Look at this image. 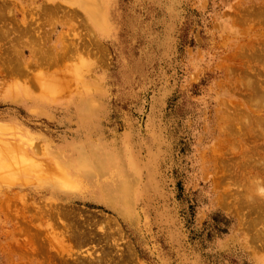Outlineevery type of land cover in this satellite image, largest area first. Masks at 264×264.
I'll return each instance as SVG.
<instances>
[{"label":"rangeland","instance_id":"obj_1","mask_svg":"<svg viewBox=\"0 0 264 264\" xmlns=\"http://www.w3.org/2000/svg\"><path fill=\"white\" fill-rule=\"evenodd\" d=\"M102 1L0 0V264H264V0Z\"/></svg>","mask_w":264,"mask_h":264},{"label":"bare ground","instance_id":"obj_2","mask_svg":"<svg viewBox=\"0 0 264 264\" xmlns=\"http://www.w3.org/2000/svg\"><path fill=\"white\" fill-rule=\"evenodd\" d=\"M82 2V4H80L82 7H83V9H84V11L85 12H88L90 15H92V17L93 18H98L97 17V15H96V12H94L93 13V10H92V8H93V1L94 0H81ZM101 3H102V5H103V1L102 0H99ZM1 3H3V2H1ZM3 8H4V3L3 4H0V19H1V17H3L4 16V10H3ZM58 8H59V10H61L60 9V7H56L55 5L54 6H47L45 9L47 10V9H49V10H51V12H54V10L55 11H57L58 10ZM45 10V11H46ZM72 14H75V11L74 10H72V13H71V11L69 12V13H67L65 16L67 17V15H68V17L70 18L71 16H72ZM52 22H53V24L55 23V21H54V19H52V20H49V24L50 25H52ZM6 23V21H4V24ZM0 31H1V33L3 34V35H6V34H8L10 31L9 30H7L6 28H3L2 26H0ZM27 29L24 31L25 32V34L27 33ZM36 32V31H35ZM34 32V33H35ZM23 32H18V34H19V36H18V38H16L15 39V41L16 42H18L19 40H21V38L22 37H20L21 36V34H22ZM23 35V34H22ZM34 37V36H33ZM31 38V37H30ZM39 39H38V41H36V43H35V46H34V41L33 40H31V39H26L25 40V42H26V47H29L30 49H32V52L35 54V57H31L30 59H29V62L30 61H34V62H36V63H39L40 61H41V63H42V65H48V66H54L56 63H58V62H60L61 61V59H59V56L57 57V54L60 52L59 51V49H57L56 47H47V45H45L46 43H44V42H46V41H44L43 42V36L41 37V39H40V37H38ZM35 39H37V38H35ZM34 39V40H35ZM24 42V43H25ZM14 45V44H13ZM45 45V46H44ZM68 45H70V44H68ZM72 47V46H71ZM70 47V48H71ZM66 48V47H65ZM73 48V47H72ZM262 49V48H261ZM69 50V49H68ZM68 50H66V52L68 51ZM15 51L16 52H18L19 54H20V51L19 50H17V49H15ZM38 51H41L40 53H38ZM15 52V53H16ZM64 52H65V50H64ZM65 52V53H66ZM262 52H263V50H262ZM41 54V55H39L40 56V59L37 57V55L38 54ZM64 53V54H65ZM60 54V53H59ZM62 54V53H61ZM60 54V55H61ZM63 54V55H64ZM71 55V54H70ZM62 57V56H61ZM68 57V56H67ZM251 57L252 58H254V59H256L257 61H260V60H263L264 59V54H258L257 52H256V50H255V52H253L252 53V55H251ZM63 58L64 57H62V60H63ZM6 59V58H5ZM10 60H11V58H9ZM60 60V61H59ZM5 62H6V60H5ZM18 62H19V60H18ZM17 62V63H18ZM18 64H21V63H18ZM22 65V64H21ZM31 65H32V63H31ZM40 65V64H39ZM41 65V66H42ZM36 66V65H35ZM17 67V66H16ZM27 67V66H26ZM16 69V68H15ZM19 70H21V68L19 69ZM22 70H23V68H22ZM21 73V72H20ZM22 73H24V70H23V72ZM26 73H27V71H26ZM16 74V73H15ZM22 75V74H21ZM24 75V74H23ZM22 75V76H23ZM15 76V75H14ZM263 76H264V71H263ZM45 78V77H44ZM48 79V78H47ZM54 79V78H53ZM42 80V79H41ZM52 80V79H51ZM47 81V80H46ZM61 82V81H60ZM257 82V83H256ZM255 83H253L252 85L253 86H251L250 87V90H251V92L253 93V96H254V94L256 95V94H261V95H263L262 96V98H264V88L263 87H261V85L259 84V81H256ZM41 83H43V82H41ZM40 83V84H41ZM39 84V83H38ZM44 85H45V81H44V83H43ZM42 84V85H43ZM51 84V83H50ZM50 84L48 85L47 84V86L49 87L50 86ZM56 84H57V82H56ZM254 84H255V87H254ZM54 85V84H53ZM53 85L51 86V87H53ZM66 85V84H65ZM250 85V84H249ZM47 86H45V87H47ZM42 87V86H41ZM55 87V86H54ZM40 88V87H39ZM58 88V87H57ZM41 89V88H40ZM49 89H51L50 87H49ZM60 89V88H59ZM253 96H251V97H253ZM258 118H256V122L253 120V126H254V129H257V128H261V126H263L264 127V119H261V120H257ZM263 121V122H262ZM248 123V122H247ZM245 127V126H244ZM248 130V129H247ZM253 131V130H252ZM247 132V131H246ZM8 142V141H7ZM250 165V164H249ZM263 165H264V163H263ZM254 167V166H253ZM264 167V166H263ZM256 168V167H255ZM258 186H260V185H258ZM261 187V186H260ZM264 201V200H263ZM250 203V202H249ZM262 203H264V202H262ZM257 204V203H256ZM260 204V203H259ZM254 205H255V203H254ZM253 205V206H254ZM251 205H249L248 207H249V210H255V209H253L252 207H250ZM257 207V206H256ZM252 208V209H251ZM254 208H255V206H254ZM260 208V207H259ZM258 207H257V209H258V211H260L261 209H262V207L259 209ZM257 209H256V211H257ZM255 211V212H256ZM262 211V210H261ZM263 211H264V207H263ZM257 213V212H256ZM258 214H259V212H258ZM261 215H259V217H260ZM263 216V215H262ZM105 217V216H104ZM260 218H262V217H260ZM263 218H264V216H263ZM262 218V219H263ZM91 220V219H90ZM89 220V222H91ZM94 220V219H93ZM88 222V221H87ZM93 223H94V221H93ZM95 223H96V220H95ZM89 224H91V223H89ZM89 224L85 227V228H87V227H89ZM91 228V227H90ZM88 228L89 229V232H90V230H91V233H89L88 231H87V233H89L88 235H90L91 236V234H92V232H93V228ZM85 231V230H84ZM83 231V232H84ZM82 232V233H83ZM86 233V234H87ZM85 234V237L87 236ZM84 235V234H83ZM97 235V234H96ZM72 237H74V239H79V238H81V233H79V232H77V231H75V232H73L72 233ZM89 237V236H88ZM100 238H101V236H100ZM82 239H84V236H83V238ZM86 239V238H85ZM86 240H88V238L86 239ZM103 240V239H102ZM130 248H128V251L130 252V250H129ZM132 250V249H131ZM133 251V250H132ZM104 264V263H103Z\"/></svg>","mask_w":264,"mask_h":264}]
</instances>
